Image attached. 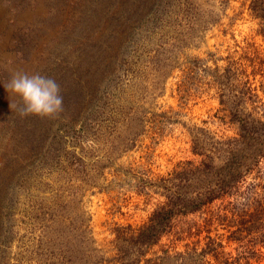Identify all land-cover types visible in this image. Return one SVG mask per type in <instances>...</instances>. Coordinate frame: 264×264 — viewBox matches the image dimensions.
I'll use <instances>...</instances> for the list:
<instances>
[{
  "label": "rangeland",
  "instance_id": "374dc122",
  "mask_svg": "<svg viewBox=\"0 0 264 264\" xmlns=\"http://www.w3.org/2000/svg\"><path fill=\"white\" fill-rule=\"evenodd\" d=\"M245 2L0 0V264H120L114 229L143 225L164 202L159 179L199 160L188 131L233 135L203 71L237 61L264 101V40ZM17 71L54 78L65 111L21 118L3 87ZM179 239L139 264H173L195 241Z\"/></svg>",
  "mask_w": 264,
  "mask_h": 264
},
{
  "label": "trees",
  "instance_id": "16d2710c",
  "mask_svg": "<svg viewBox=\"0 0 264 264\" xmlns=\"http://www.w3.org/2000/svg\"><path fill=\"white\" fill-rule=\"evenodd\" d=\"M245 1L256 33L264 40V0ZM260 63L264 66V61ZM203 72L218 92L216 118L233 135L200 127L188 131L191 153L199 160L180 163L159 179L156 185L164 202L143 225L114 229V241L123 244L116 253L120 264H139L140 257L162 238L175 235L180 241H195L185 245V251L170 255L173 264H212L208 258L214 264H264V101L237 61L228 60L223 67ZM218 201L216 209H209ZM196 214L197 222L179 229L181 219ZM215 225L224 234L212 237ZM232 244L236 254L224 252Z\"/></svg>",
  "mask_w": 264,
  "mask_h": 264
},
{
  "label": "clouds",
  "instance_id": "9594fccd",
  "mask_svg": "<svg viewBox=\"0 0 264 264\" xmlns=\"http://www.w3.org/2000/svg\"><path fill=\"white\" fill-rule=\"evenodd\" d=\"M3 87L8 94L18 98L17 110L21 118L55 119L65 111L61 87L52 77L17 71ZM9 107H14L12 102Z\"/></svg>",
  "mask_w": 264,
  "mask_h": 264
}]
</instances>
